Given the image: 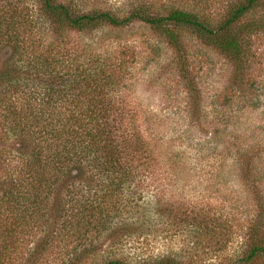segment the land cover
<instances>
[{
	"label": "trees",
	"instance_id": "16d2710c",
	"mask_svg": "<svg viewBox=\"0 0 264 264\" xmlns=\"http://www.w3.org/2000/svg\"><path fill=\"white\" fill-rule=\"evenodd\" d=\"M20 3L27 37L14 24L9 32L0 27V264H41L50 257H60L53 264H183L173 252L132 259L116 247L128 236L147 234L152 212L160 213L153 217L157 223H165L163 192L155 184L154 192L144 195L151 184L143 176L151 178L166 166L179 175L184 163L175 158L187 150L221 156L212 174L217 183L227 170L246 182L256 209L234 264H264V140L252 142L237 131L219 149L222 137L215 134L232 136L221 126L207 142L163 152L166 136L151 141L153 122L126 108L122 91L133 74L125 63L102 56L90 42L66 47L71 33L101 40V31L149 26L173 50L172 67L186 92L181 114L188 119L187 132L201 126L208 112L190 76L186 35L227 57L231 88L241 93L249 85L252 37L264 32V0H227L212 14L191 0H128L119 11L93 3L87 8L85 0H11L10 5L16 10ZM138 120L148 125L141 128ZM15 157L19 162L13 165ZM192 218L205 229L213 220L203 212ZM107 248L112 251L105 255Z\"/></svg>",
	"mask_w": 264,
	"mask_h": 264
},
{
	"label": "rangeland",
	"instance_id": "374dc122",
	"mask_svg": "<svg viewBox=\"0 0 264 264\" xmlns=\"http://www.w3.org/2000/svg\"><path fill=\"white\" fill-rule=\"evenodd\" d=\"M85 1L87 4L90 3L84 6L87 8L93 6L91 5L93 3L113 10H126L128 2V0ZM149 1L159 4L164 0ZM179 1L182 0H177ZM191 1L211 14L220 11L227 2V0ZM10 2L11 0H0V27L3 31L9 32V25L14 24L16 30L27 37L28 33L19 20L21 13L20 18L23 20L25 7L20 3L14 10ZM99 36L101 40L88 34L71 33L67 38L66 47L90 42L99 47L96 52L102 56L125 63L122 64L123 68L127 67V72L133 74L130 79L126 76L127 86L123 87L122 91L126 108L145 115L143 120L147 116L148 122H153L150 130L153 136L151 141L156 137L166 136L161 146L163 152L171 150L175 152L196 142H207L214 138L215 128L221 126L222 129L227 126L230 132L228 135L232 136L230 138L222 133L215 134V138L222 137L219 149L231 142L237 131L249 135L248 138H251L249 141L264 140V32L252 37L251 66L247 77L249 85L247 90L241 93L238 89L231 88L233 67L227 57L206 46L196 36L186 35V49L192 63L190 76L201 92L204 108L208 112V118L203 120L201 126L195 125L187 132L184 130L188 126L186 124L188 119L181 114L186 105V92L178 69L172 67V48L149 26L142 23L113 32L101 31ZM95 56L98 54L95 53ZM87 59L88 57H83L80 60ZM224 116H228L229 122L224 121ZM141 120L137 121L141 123V128L148 125ZM152 129L157 130L154 132ZM159 147L158 143L157 149ZM10 149L5 150V155ZM187 151L175 158L176 160L181 158L184 163L179 175L166 166L162 170H154L151 178L143 176L147 178L146 182L151 184V188L143 190L144 195L148 196L154 192L155 184L159 185V192H163V200L160 202L167 211L161 214L165 223H157L155 218H159L160 213L152 212V223L145 226L147 234L122 239L121 244L116 247L118 253L136 259L173 252L183 264H234L235 260L241 257L245 247L243 240L249 215L256 209L249 187L239 175L228 170L227 173L224 171L225 176L221 183L216 182L217 177L214 178L212 174L217 170L221 156L212 158L206 155L203 158L195 150ZM14 155L15 153H12V157ZM262 155L264 166V152ZM18 162L17 157L12 160L13 165ZM229 166L230 164L226 162L225 167ZM199 212L213 216L210 226H205L207 229L201 227V224L198 225V222L192 224V215L196 216ZM62 231L61 234L65 235V230ZM56 251L59 252L60 248H56ZM110 251L112 250L107 248L104 254L107 255ZM19 255L21 256V253ZM54 256L58 254L54 253ZM57 258L60 259L46 258L41 264L57 263ZM4 264L13 263L6 260Z\"/></svg>",
	"mask_w": 264,
	"mask_h": 264
}]
</instances>
